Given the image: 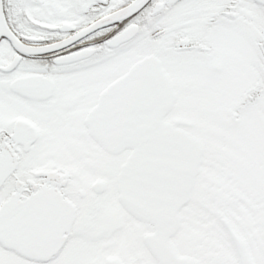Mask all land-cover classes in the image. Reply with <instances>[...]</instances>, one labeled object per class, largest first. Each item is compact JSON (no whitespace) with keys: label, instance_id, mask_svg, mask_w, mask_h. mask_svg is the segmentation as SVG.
I'll return each mask as SVG.
<instances>
[{"label":"flooded vegetation","instance_id":"1","mask_svg":"<svg viewBox=\"0 0 264 264\" xmlns=\"http://www.w3.org/2000/svg\"><path fill=\"white\" fill-rule=\"evenodd\" d=\"M0 9V264H137L121 258L125 231L153 227L119 203L135 150L111 152L93 137L99 122L104 138L136 136L137 110L126 118L108 102L101 121L93 114L101 95L149 58L175 94L162 125L201 143L179 226L186 209L212 206L234 260L218 244L196 250L188 235L192 248L177 251L193 264H258L226 205L264 174V4L0 0Z\"/></svg>","mask_w":264,"mask_h":264},{"label":"water","instance_id":"2","mask_svg":"<svg viewBox=\"0 0 264 264\" xmlns=\"http://www.w3.org/2000/svg\"><path fill=\"white\" fill-rule=\"evenodd\" d=\"M256 1L264 4V0ZM0 21H3L1 9ZM134 95H137V137L104 138L101 122L93 125V137L108 151L118 147L135 149L122 169L124 187L119 190V202L137 221L154 225L155 234L144 239L152 256L160 264H191L178 256L168 238L176 229V209L188 197L198 170L200 147L179 129L161 126L163 115L171 109L175 97L167 76L159 70V63L150 58L137 63L101 95L93 119L102 120V105L108 102L111 110H124L115 101L135 102ZM125 109L133 115V106ZM118 116L112 115L114 119ZM116 123L119 131L127 126L122 119Z\"/></svg>","mask_w":264,"mask_h":264},{"label":"rangeland","instance_id":"3","mask_svg":"<svg viewBox=\"0 0 264 264\" xmlns=\"http://www.w3.org/2000/svg\"><path fill=\"white\" fill-rule=\"evenodd\" d=\"M226 211L233 225L247 239L251 250L256 253L258 264H262L264 253V174L261 177L260 186H253L248 191V196L241 197L231 205H226ZM182 215L185 216L184 225L174 239V244L180 252L189 251L192 248L183 242L184 236L188 235L191 236V245H193V240L195 241L196 250L204 249L205 245L214 244H218L221 249L224 247V252L232 263L234 256L231 253L226 235L213 215L212 206L210 213L191 206ZM144 231L138 226L137 230L126 229L124 234L126 243L121 256L123 261L154 264L142 242ZM93 260H96L94 264H97L101 258L90 259V261Z\"/></svg>","mask_w":264,"mask_h":264}]
</instances>
